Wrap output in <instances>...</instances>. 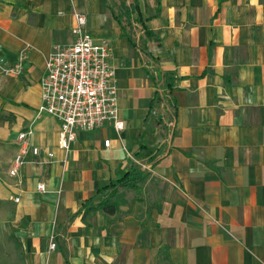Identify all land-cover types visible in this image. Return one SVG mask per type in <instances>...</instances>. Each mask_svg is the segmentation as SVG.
I'll return each instance as SVG.
<instances>
[{
  "label": "crops",
  "instance_id": "crops-1",
  "mask_svg": "<svg viewBox=\"0 0 264 264\" xmlns=\"http://www.w3.org/2000/svg\"><path fill=\"white\" fill-rule=\"evenodd\" d=\"M73 10L111 45L123 129L79 131L64 153L37 109ZM22 52L18 77L0 73L10 264H264V0H0V58ZM23 129L39 154L9 176Z\"/></svg>",
  "mask_w": 264,
  "mask_h": 264
},
{
  "label": "built area",
  "instance_id": "built-area-1",
  "mask_svg": "<svg viewBox=\"0 0 264 264\" xmlns=\"http://www.w3.org/2000/svg\"><path fill=\"white\" fill-rule=\"evenodd\" d=\"M71 41L54 44L46 57L44 73L40 78V105L38 114L55 118L59 129L57 147L66 153L76 140L79 131H93L111 125L119 133L123 122L119 118L117 84L113 74L112 48L105 38L95 39L87 30L86 16L72 11ZM26 53L22 52L14 64L0 58V73L18 77L24 68ZM32 132L20 130L16 136L18 150L12 158L9 176H15L25 163L28 152L38 156L37 147H29ZM110 140H104L109 147ZM49 157L53 154L49 153ZM39 192L45 191L44 183H37ZM18 197L13 198L18 202ZM53 239L49 249L53 250Z\"/></svg>",
  "mask_w": 264,
  "mask_h": 264
},
{
  "label": "trees",
  "instance_id": "trees-1",
  "mask_svg": "<svg viewBox=\"0 0 264 264\" xmlns=\"http://www.w3.org/2000/svg\"><path fill=\"white\" fill-rule=\"evenodd\" d=\"M143 175L141 173H132L120 179V185L133 188L136 183L141 182ZM106 198V197H105ZM104 198V199H105ZM104 202H100L99 205H102ZM107 211H113V209H107Z\"/></svg>",
  "mask_w": 264,
  "mask_h": 264
},
{
  "label": "rangeland",
  "instance_id": "rangeland-1",
  "mask_svg": "<svg viewBox=\"0 0 264 264\" xmlns=\"http://www.w3.org/2000/svg\"><path fill=\"white\" fill-rule=\"evenodd\" d=\"M2 236H1V238H4ZM2 243H3V246L2 245L0 246V250H1L0 254H9V255L7 257V260L5 258L1 259L0 264H10V251L8 250V247H7V245H10V239L8 240V244H6V241L2 242Z\"/></svg>",
  "mask_w": 264,
  "mask_h": 264
}]
</instances>
